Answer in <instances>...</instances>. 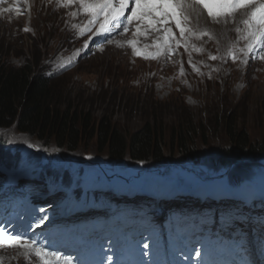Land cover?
I'll use <instances>...</instances> for the list:
<instances>
[{"label": "rangeland", "instance_id": "rangeland-1", "mask_svg": "<svg viewBox=\"0 0 264 264\" xmlns=\"http://www.w3.org/2000/svg\"><path fill=\"white\" fill-rule=\"evenodd\" d=\"M32 2L21 0V12L12 14L5 12L7 5L0 6V61L5 65L19 67L30 61L33 70L51 75V83L57 85V89L69 92L73 98L83 94L87 99L86 94L91 96L92 90L104 93L106 98L100 99L101 102L86 103L87 110L96 116L107 111L118 126L130 133L138 130L144 120L157 116L166 131L165 157L172 160L178 161L180 151L176 144L172 146L170 135L188 124L196 126L190 136L196 154L210 162L219 150L231 147L227 122L233 121L239 129L246 131L250 143L264 145V72L256 68V75L252 77L246 75L247 64L230 63L224 71L238 75L234 78L227 75L224 81L222 71L208 60V52L202 48L200 39L192 44L203 51L190 49L191 62L199 71L189 63V53L183 57L181 52L160 55L152 66L135 64V59L140 56L134 54L128 41L135 39L137 47L149 54L156 48L145 34L136 36L134 29L125 33L133 38L125 36L124 45L101 46L92 57H87V53L82 55L80 64L73 70L60 72V67L69 63L71 55H78L81 47L68 28L73 17L65 21V10L48 0H34V5ZM218 26V40L221 41L229 33V24L220 22ZM132 77L143 85L130 82ZM185 86L188 92L179 93ZM85 90L86 94L82 92ZM180 123L184 124L179 126ZM15 130L2 129L0 135L10 142L24 139L23 135L13 133ZM79 148L93 151L94 155L98 152L94 140L89 146L83 143ZM150 175L161 177L159 172ZM28 182L23 180L15 187L18 195H24V185ZM22 207L27 208L25 204ZM16 229L6 230L16 233ZM17 251V248L0 247V255L7 257L15 258Z\"/></svg>", "mask_w": 264, "mask_h": 264}, {"label": "trees", "instance_id": "trees-1", "mask_svg": "<svg viewBox=\"0 0 264 264\" xmlns=\"http://www.w3.org/2000/svg\"><path fill=\"white\" fill-rule=\"evenodd\" d=\"M36 64L38 66L39 62ZM9 65L0 61V131L16 129L13 133L24 136L20 142L41 143L69 156L88 154L89 150L79 147L83 143L89 146L94 140L98 154L107 159L122 161L128 158L131 162L150 164L169 159L165 157L163 145L166 131L157 116L144 120L138 130L130 133L118 126L107 111L96 116L87 110L85 104L105 99L104 93L99 96L86 94L87 99L83 94L73 98L69 92L57 89L50 76L33 70L30 61L19 67ZM180 127L170 135L172 146L176 144L180 151L177 153L179 159L200 158L191 145L190 136L196 126ZM227 133L231 147L219 150L214 160L211 159L213 165L237 167L246 165L251 157L264 154V145L250 143L248 133L239 129L235 122H227ZM9 145L11 142L0 135V159H7L9 152L4 148Z\"/></svg>", "mask_w": 264, "mask_h": 264}, {"label": "snow or ice", "instance_id": "snow-or-ice-1", "mask_svg": "<svg viewBox=\"0 0 264 264\" xmlns=\"http://www.w3.org/2000/svg\"><path fill=\"white\" fill-rule=\"evenodd\" d=\"M72 4H78L89 17L87 24L80 29L82 34L93 29L95 35L110 33L122 18L124 23L121 25V34L128 32L130 28H134L136 36L157 33L159 42L155 45L156 51L151 54L138 48L135 39L127 42L135 55L145 59H157L163 54L171 55L183 46L189 53V63L192 64L190 49L198 52L203 49L191 44V39L210 36L206 29L194 30L189 26L193 17L198 19L200 9L207 10L213 22L227 23L231 20L238 23L235 31L247 43L243 48L232 43L225 53L226 57L235 62L242 53L245 59L241 63L247 64V57L255 52L252 59H264V0H62L64 7ZM125 13L129 14L125 16ZM238 13L241 18L237 22ZM173 27L178 30L179 37ZM210 59L216 60L218 57L210 55ZM192 67L199 71L194 64ZM43 220L44 217H40L39 223H43ZM0 247L22 250L26 264H30L29 258L33 256L38 259L39 264H72V258L63 252L53 251L47 244L28 238L24 233H10L5 228H0Z\"/></svg>", "mask_w": 264, "mask_h": 264}, {"label": "bare ground", "instance_id": "bare-ground-1", "mask_svg": "<svg viewBox=\"0 0 264 264\" xmlns=\"http://www.w3.org/2000/svg\"><path fill=\"white\" fill-rule=\"evenodd\" d=\"M54 7V6H53ZM129 13H126L125 16H127ZM1 15V14H0ZM123 21V22H122ZM124 23L123 18L121 19V21L119 22V25L117 26L116 29V33L121 32V25ZM161 174V173H160ZM158 175V173L156 174ZM224 199H221V201ZM235 202V201H234ZM232 202V203H234ZM220 201H217V204H219ZM225 203H229L228 201H225ZM232 203H230V205H232ZM210 205V204H209ZM63 219V218H62ZM60 220V219H59ZM2 251V250H1ZM10 252V251H9ZM247 253L251 254V252L247 251ZM239 255H243V257L239 256ZM0 256H4V255H0ZM246 257V254L243 253H235L233 254V256H229V254L225 251H220L218 252V254L215 255V259L213 261L214 264H234V262H237L239 264H245L243 262H239V260H242Z\"/></svg>", "mask_w": 264, "mask_h": 264}, {"label": "water", "instance_id": "water-1", "mask_svg": "<svg viewBox=\"0 0 264 264\" xmlns=\"http://www.w3.org/2000/svg\"><path fill=\"white\" fill-rule=\"evenodd\" d=\"M201 157V156H200Z\"/></svg>", "mask_w": 264, "mask_h": 264}]
</instances>
